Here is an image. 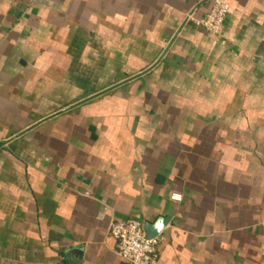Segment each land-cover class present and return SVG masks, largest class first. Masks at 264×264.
<instances>
[{"label":"crops","instance_id":"1","mask_svg":"<svg viewBox=\"0 0 264 264\" xmlns=\"http://www.w3.org/2000/svg\"><path fill=\"white\" fill-rule=\"evenodd\" d=\"M224 1L216 36L212 0H0V264H125L127 219L161 264H264V0Z\"/></svg>","mask_w":264,"mask_h":264},{"label":"built area","instance_id":"2","mask_svg":"<svg viewBox=\"0 0 264 264\" xmlns=\"http://www.w3.org/2000/svg\"><path fill=\"white\" fill-rule=\"evenodd\" d=\"M229 6L224 0H212L208 13L196 21V26L205 32L220 36L223 32ZM171 200L180 201L181 196L171 195ZM109 236L117 244V255L125 264H161L158 254L160 239L149 238L144 226L137 220L112 221Z\"/></svg>","mask_w":264,"mask_h":264},{"label":"water","instance_id":"3","mask_svg":"<svg viewBox=\"0 0 264 264\" xmlns=\"http://www.w3.org/2000/svg\"><path fill=\"white\" fill-rule=\"evenodd\" d=\"M170 44H171V43H170ZM168 48H169V46L167 47V49H168ZM167 49L163 52V55L166 53ZM160 60H161V58H160L159 60H157V61H156L152 66H150L148 69H146L145 71L141 72L140 74H137L136 76H133V77L127 78V79H125L124 81L119 82L118 84H115V85H113V86L107 88L106 90H103L102 92H99V93L94 94V95H92V96H90V97H88V98H85L84 100H82V101H80V102H78V103L72 105L71 107L66 108L65 110H61V111H60L59 113H57L56 115L62 114V113L66 112V111H68V110H70V109H72V108H75V107H77V106H80V105H82V104H84V103H86V102H89V101H91V100H93V99H95V98H97V97H99V96H102V95H104V94H106V93H108V92H110V91H112V90H114V89H117V88H119V87L125 85L126 83L131 82L132 80L138 79L139 77H142V76L146 75L148 72H150L152 69H154V68L157 66V64L159 63ZM160 228H161L160 223H156L155 226H144V231L146 232V234H147V236H148L149 238H155V237H157V236L159 235L158 232H159Z\"/></svg>","mask_w":264,"mask_h":264},{"label":"rangeland","instance_id":"4","mask_svg":"<svg viewBox=\"0 0 264 264\" xmlns=\"http://www.w3.org/2000/svg\"><path fill=\"white\" fill-rule=\"evenodd\" d=\"M113 63L115 64V62ZM122 63L123 62L119 61L118 63L119 68L117 67L118 70L116 69V71H113L109 74L101 73L99 76L98 82L92 83L91 88L97 87V86H103L105 83L120 80L123 77L130 75L134 71V69L132 68L138 67V62L136 61H131V60L127 61V64H125L127 65L126 67H121ZM137 80H141V79H137Z\"/></svg>","mask_w":264,"mask_h":264}]
</instances>
